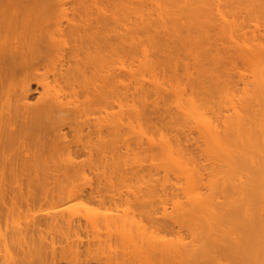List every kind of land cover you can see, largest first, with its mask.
Masks as SVG:
<instances>
[{"label":"bare ground","instance_id":"1","mask_svg":"<svg viewBox=\"0 0 264 264\" xmlns=\"http://www.w3.org/2000/svg\"><path fill=\"white\" fill-rule=\"evenodd\" d=\"M0 264H264V0H0Z\"/></svg>","mask_w":264,"mask_h":264},{"label":"rangeland","instance_id":"2","mask_svg":"<svg viewBox=\"0 0 264 264\" xmlns=\"http://www.w3.org/2000/svg\"><path fill=\"white\" fill-rule=\"evenodd\" d=\"M35 96L37 95V94H34Z\"/></svg>","mask_w":264,"mask_h":264}]
</instances>
